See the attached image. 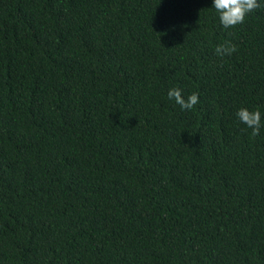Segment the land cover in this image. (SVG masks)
Segmentation results:
<instances>
[{
    "label": "trees",
    "instance_id": "1",
    "mask_svg": "<svg viewBox=\"0 0 264 264\" xmlns=\"http://www.w3.org/2000/svg\"><path fill=\"white\" fill-rule=\"evenodd\" d=\"M258 3L0 0V264H264Z\"/></svg>",
    "mask_w": 264,
    "mask_h": 264
},
{
    "label": "clouds",
    "instance_id": "2",
    "mask_svg": "<svg viewBox=\"0 0 264 264\" xmlns=\"http://www.w3.org/2000/svg\"><path fill=\"white\" fill-rule=\"evenodd\" d=\"M260 7L258 0H214V9L219 14L221 24L225 28L242 24L250 12ZM236 51V47L229 43L218 45L215 52L218 56H230ZM168 98L185 110H191L198 102V94L193 93L185 99L179 88H173L168 92ZM238 119L249 128L253 129L252 135L257 136L261 128V113L259 110L249 111L241 108L237 112Z\"/></svg>",
    "mask_w": 264,
    "mask_h": 264
}]
</instances>
